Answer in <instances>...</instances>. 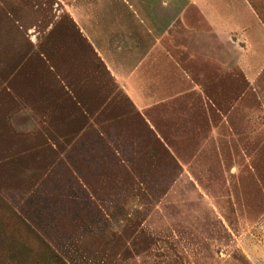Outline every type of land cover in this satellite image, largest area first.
I'll list each match as a JSON object with an SVG mask.
<instances>
[{"label":"rangeland","instance_id":"obj_1","mask_svg":"<svg viewBox=\"0 0 264 264\" xmlns=\"http://www.w3.org/2000/svg\"><path fill=\"white\" fill-rule=\"evenodd\" d=\"M76 3L0 0V264H264V0L175 24L135 86L145 53Z\"/></svg>","mask_w":264,"mask_h":264},{"label":"crops","instance_id":"obj_2","mask_svg":"<svg viewBox=\"0 0 264 264\" xmlns=\"http://www.w3.org/2000/svg\"><path fill=\"white\" fill-rule=\"evenodd\" d=\"M76 7L72 4L68 12L72 20L81 27L94 47L97 46V36L90 32L103 31V22L112 20L113 29L130 37L133 45L132 52H144L145 65L141 63L133 71L131 86L138 85L141 80L155 81V63L153 55L168 53L169 38L172 27L177 24L181 32L188 37L196 38L213 31V19L216 28L234 27L243 23L246 16L227 20L230 10L228 0H76ZM243 4L247 3L243 1ZM247 9V8H246ZM245 9V10H246ZM173 15L171 16V14ZM171 21L173 24L171 25ZM90 27H89V26ZM221 26V27H220ZM141 38L145 44L139 49ZM156 39L155 44H149L148 39ZM134 39V40H133ZM160 68H169L168 64ZM149 97V95L147 96Z\"/></svg>","mask_w":264,"mask_h":264}]
</instances>
